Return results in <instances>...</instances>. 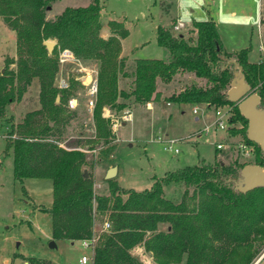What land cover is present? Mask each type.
<instances>
[{"label":"trees","instance_id":"16d2710c","mask_svg":"<svg viewBox=\"0 0 264 264\" xmlns=\"http://www.w3.org/2000/svg\"><path fill=\"white\" fill-rule=\"evenodd\" d=\"M53 1L0 0V20L16 32V55L7 56L0 71V129L6 130L1 134L10 137L7 146L12 148L17 179L52 180V203L40 207L51 216L52 238L91 237L99 230L96 216L106 215L111 226L99 233L94 264H145L132 252L136 245L150 252L157 264L180 262L184 255L185 264H251L264 249V185L243 192L232 179L247 163L264 166V152L247 137L248 120L237 102L228 98L227 90L235 65H240L250 88L261 97L259 106L264 107V55L252 61L249 46L226 50L212 18L192 22L194 42L159 24L156 40L170 50L169 59L135 58L131 82L120 86V77L128 75L125 57L120 55V39L128 34L125 23L110 18L111 31L104 37L101 0L66 5L47 17ZM47 39L56 41L51 52L44 42ZM64 48L76 58L97 64L98 91L92 115L95 140L106 143L114 138L110 118L103 115L105 106L118 113L130 99L136 103L160 99L159 79L167 83L178 72H191L205 79V84L192 82L164 99L207 107L232 105L228 129L241 133L242 140L252 146L253 160L238 153L229 162L218 159L185 165L167 170L142 190L123 187L110 178L109 193H96L91 172H84L86 150L80 144L64 146L60 139L77 113L69 107V99L78 96L77 87H83L75 76H69L66 86L56 81L59 52ZM34 78L39 82L40 106L15 121L8 108L21 100ZM170 183L185 185L179 200L164 195V185ZM161 222L168 223L165 229L159 228ZM25 260L27 264H52L35 256Z\"/></svg>","mask_w":264,"mask_h":264},{"label":"rangeland","instance_id":"374dc122","mask_svg":"<svg viewBox=\"0 0 264 264\" xmlns=\"http://www.w3.org/2000/svg\"><path fill=\"white\" fill-rule=\"evenodd\" d=\"M89 2L55 0L47 10V17H53L66 5H86ZM101 3L103 32L110 33V18L122 20L128 29L124 44L131 58L125 57L128 75L120 77V86L131 82L135 58L169 59L170 50L156 40V27L159 24L169 27L174 35L183 34L194 42L196 34L192 31V22L212 18L218 27L220 42L226 50L249 46L250 60L256 61L260 56V38L264 34V0H101ZM178 22L182 26L176 29L174 25ZM15 55L16 32L0 20V71L4 67L5 58ZM59 63L57 83H60L62 77L69 82V76H75L80 77L83 84V87H77L78 96L73 97L77 102V113L66 124L60 136L61 143L68 147L80 144L86 150L88 161L84 168L92 174L96 193H109L110 178L106 175L112 166L116 167V173L111 178L117 180L119 185L142 190L149 188L154 178L163 176L167 170L213 163L218 159L229 162L241 153L236 148V142L243 141L241 133L233 134L228 129L225 132V129L219 128L204 130L205 124L219 113L214 107L198 102L168 104L165 99L154 101L152 109L146 105L136 106L137 103L130 99L126 107L133 109L136 106L133 119L118 128L116 135L119 139L106 143L95 140L93 108H88L89 94L81 76L96 71L97 64L76 57ZM238 71L235 65L233 77ZM86 79L89 80V77ZM192 82L205 84V79L191 72H180L168 84L159 79L158 88L170 94ZM38 92L39 82L34 78L21 100L13 102L8 108L15 121L21 120L27 111L40 106ZM194 106L198 107L197 112L192 111ZM104 109L110 110L108 106ZM3 130L0 129V264H27L25 259L29 256L49 259L52 264H78L81 254H88L90 248H84L80 239L71 241L52 238L51 216L40 208L52 203L51 178L17 179L13 171L12 148L7 146L10 137L1 134L6 131ZM198 132L200 135H197ZM158 134L181 138L177 143L179 150L165 149L162 142L155 140ZM221 140L224 145L217 149L216 143ZM252 154L242 155L247 157V161H252ZM184 189L182 183H170L164 185V195L179 200ZM106 219V215L96 216L98 238L104 230L103 221ZM167 225L166 222L160 223V228L165 229ZM52 239L55 240V246L50 245ZM132 252L145 264H157L153 255L141 245H136ZM263 253L264 249L251 264ZM17 258L21 259L19 263H16ZM185 259L186 255L180 262L172 264H185Z\"/></svg>","mask_w":264,"mask_h":264},{"label":"built area","instance_id":"2783aa9c","mask_svg":"<svg viewBox=\"0 0 264 264\" xmlns=\"http://www.w3.org/2000/svg\"><path fill=\"white\" fill-rule=\"evenodd\" d=\"M180 26H182L181 22H178L176 25H174V27L177 29ZM74 59V55L72 53V51L68 48H64L59 52V61L60 62H64L66 60L69 59ZM89 77V80L86 79V77ZM78 79H80V77H77ZM82 81L87 85V91H88V108L90 110H92V108L95 105V101H96V96H97V91H98V82H97V75H96V71H91L90 73L87 74H83L81 76ZM61 86H66L68 85V80H60L59 83ZM69 107H73L76 105V99L75 98H70L69 99V103H68ZM224 106H218V107H214L216 111H218L219 113L216 114V116L208 123L205 124L204 126V130H209L211 128H219V129H225L227 130L229 125H231L229 123V117L232 114V105H225L224 109L222 110ZM193 112H197L198 111V107L194 106L192 109ZM103 115L105 117L110 118V126L112 131L114 132V135H116V131L118 129V127L126 121H131L132 120V110L130 107H125L122 109L120 114L117 113H112L109 109H104L103 111ZM118 140L119 137L116 135L114 136L113 140ZM156 141H160L164 144V148L168 149V150H173V151H178V147H177V143L181 141V138L179 137H173L170 136L168 134H164V135H160L158 134L155 137ZM224 143L223 142H218L216 144V146L218 148L223 147ZM102 146V145H99ZM236 148L238 151H241V153L244 154H252L253 153V148L252 146H250L248 143L244 142V141H237L236 142ZM111 226V222L106 219L103 221V229H108ZM98 238V233L97 231L93 233V235L91 237H85V238H81V243L82 246L84 248H90V252L87 253H82L80 258L78 259V264H94V260H93V254H94V247L96 244Z\"/></svg>","mask_w":264,"mask_h":264},{"label":"water","instance_id":"95a60500","mask_svg":"<svg viewBox=\"0 0 264 264\" xmlns=\"http://www.w3.org/2000/svg\"><path fill=\"white\" fill-rule=\"evenodd\" d=\"M49 52L52 51L56 41L47 39L44 41ZM238 73L231 80V86L227 90L228 98L237 102L240 112L247 118V137L258 143L264 152V107L259 106L261 101L260 95L250 88L249 83L245 80V76L238 66ZM3 71V68L1 69ZM59 96H57V99ZM87 175V170H84ZM116 173V167L112 166L108 169L107 177L111 178ZM235 188L240 191H248L256 186L264 185V166L257 163L245 164L237 178L232 179ZM51 246H55V240L50 241ZM21 261L16 259V263ZM254 264H264V253L257 259Z\"/></svg>","mask_w":264,"mask_h":264},{"label":"crops","instance_id":"0c3cea01","mask_svg":"<svg viewBox=\"0 0 264 264\" xmlns=\"http://www.w3.org/2000/svg\"><path fill=\"white\" fill-rule=\"evenodd\" d=\"M233 13H235V11H233ZM110 33H106V32H103V30H102V35L104 36V37H106V36H108ZM126 37V36H125ZM125 37H123V38H121L120 39V41H121V52H120V55H122V56H124V57H126L127 56V58H131V56H129V54L127 53V48L125 47V44H124V38ZM263 38H264V34H263V36H261V38H260V56H259V58L256 60V61H258L263 55H264V49H263V46H262V41H263ZM231 51V50H230ZM248 57H249V54H248ZM138 58V57H137ZM133 60V59H132ZM253 61V60H252ZM178 73H180V72H178ZM177 73V74H178ZM183 73V72H182ZM87 77H88V75H87ZM62 80H67V78L65 79L64 77H62L61 78ZM172 81V80H171ZM170 81V82H171ZM169 82H167L166 84H168ZM180 89V88H179ZM178 89V90H179ZM160 90V89H159ZM161 91V90H160ZM168 94H166V93H164L163 91H161V97H160V99H164V97L165 96H167ZM160 99H154V100H150V101H148V102H146V103H137L136 104V106H139V105H146L147 106V108H150V109H152L153 108V102L154 101H157V100H160ZM166 101H167V103L169 104L171 101H168L167 99H165ZM77 106V102H76V105L75 106H73L72 108H75ZM136 106L132 109L131 108V110H132V119H133V110H135V108H136ZM128 107H130V106H128ZM195 119H198V116H195ZM132 121V120H131ZM128 122H130V121H126V122H123L118 128H120L121 126H123V125H125L126 123H128ZM81 130V132H82V129H80ZM118 130V129H117ZM229 130V129H228ZM225 132H227V130H225ZM197 135H200V132H198L197 133ZM218 142H220V141H217V143ZM221 142H222V140H221ZM216 143V144H217ZM216 148H217V146H216ZM218 149V148H217ZM221 149V148H220ZM161 223H163V222H161ZM159 228H160V224H159ZM135 254V253H134ZM27 263V262H26Z\"/></svg>","mask_w":264,"mask_h":264}]
</instances>
